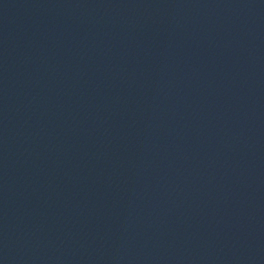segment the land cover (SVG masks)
<instances>
[{"label": "water", "instance_id": "obj_1", "mask_svg": "<svg viewBox=\"0 0 264 264\" xmlns=\"http://www.w3.org/2000/svg\"><path fill=\"white\" fill-rule=\"evenodd\" d=\"M0 264H264V0H0Z\"/></svg>", "mask_w": 264, "mask_h": 264}]
</instances>
